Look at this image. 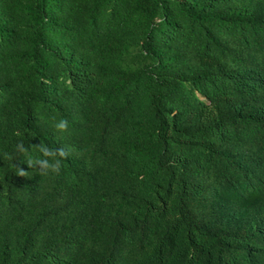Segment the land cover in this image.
Here are the masks:
<instances>
[{
    "label": "trees",
    "instance_id": "16d2710c",
    "mask_svg": "<svg viewBox=\"0 0 264 264\" xmlns=\"http://www.w3.org/2000/svg\"><path fill=\"white\" fill-rule=\"evenodd\" d=\"M0 264H264V0H0Z\"/></svg>",
    "mask_w": 264,
    "mask_h": 264
}]
</instances>
